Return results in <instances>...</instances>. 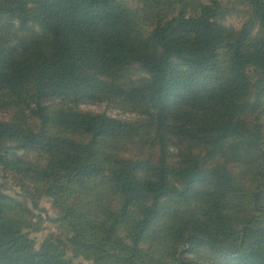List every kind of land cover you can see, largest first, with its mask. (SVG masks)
<instances>
[{
	"label": "trees",
	"instance_id": "obj_1",
	"mask_svg": "<svg viewBox=\"0 0 264 264\" xmlns=\"http://www.w3.org/2000/svg\"><path fill=\"white\" fill-rule=\"evenodd\" d=\"M0 113V264H264V0H0Z\"/></svg>",
	"mask_w": 264,
	"mask_h": 264
},
{
	"label": "rangeland",
	"instance_id": "obj_2",
	"mask_svg": "<svg viewBox=\"0 0 264 264\" xmlns=\"http://www.w3.org/2000/svg\"><path fill=\"white\" fill-rule=\"evenodd\" d=\"M130 2L133 5H137L139 3V0H130ZM229 22L235 24L236 27L240 26V20L239 19H235V20L230 19ZM126 77H129V76L126 75ZM79 108L82 111H89V112H94V113H104L108 116L114 117L116 119H121V120H129L133 117V115L130 114L127 110H122L120 108L113 107V106H107L105 103H102V104H82L79 106ZM1 117H4V116H2V114L0 113V118ZM0 189H2L8 195L20 198V192L21 191L17 187L16 182L13 181V179H11L10 176L3 174L1 171H0ZM20 200L23 201L22 199H20ZM38 203H39V206L44 210L43 216L46 215L48 217H54L55 213H54V211H52L49 203L47 202V200L45 198H40ZM28 204L30 205L29 202H28ZM53 231H55V230H53L51 224L46 221L45 227L42 231L32 233L31 238H33L35 240L36 247L44 240V237L49 232H53ZM84 264H88V263H84Z\"/></svg>",
	"mask_w": 264,
	"mask_h": 264
}]
</instances>
